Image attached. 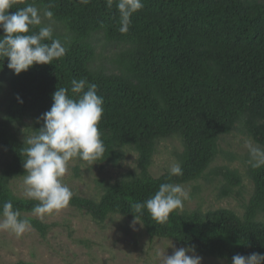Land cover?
<instances>
[{"label":"trees","instance_id":"trees-1","mask_svg":"<svg viewBox=\"0 0 264 264\" xmlns=\"http://www.w3.org/2000/svg\"><path fill=\"white\" fill-rule=\"evenodd\" d=\"M118 2L15 0L9 10L29 3L40 9L51 4L53 19L69 34L53 33L67 52L52 64H36L16 75L8 69V59H0V73H9L12 92L0 119V143L11 157L0 172V212L11 201L26 218L22 214L38 203L17 197L10 188L12 180L27 175L26 139H20L16 128L27 119L33 120L32 133L42 127L39 118L50 110L53 94L59 87L70 89L72 79L96 84L97 94L104 98L98 128L106 150L95 163L119 167L125 147L137 153L138 172L104 184L99 201L73 194L69 205L86 209L98 221L114 214L134 218L132 206L152 196L160 184L201 178L220 152L219 139L239 122L264 146V0H143L144 7L132 14L126 33L119 31ZM98 34L124 47L115 61L119 72L91 67ZM173 136L183 144L178 155L183 175L170 176L167 171L154 177L150 168L157 142ZM247 172L254 190L243 204L242 216L229 208L206 213L175 210L161 224L145 209L139 221L151 241L173 238L185 247L195 246L202 256L229 264L236 254H264V221L259 220L264 213V167L248 165ZM221 173L226 180L221 195L229 196L240 177L229 168ZM29 221L42 236L47 234L50 226Z\"/></svg>","mask_w":264,"mask_h":264},{"label":"rangeland","instance_id":"rangeland-1","mask_svg":"<svg viewBox=\"0 0 264 264\" xmlns=\"http://www.w3.org/2000/svg\"><path fill=\"white\" fill-rule=\"evenodd\" d=\"M48 22L45 20V23ZM52 23L55 34L61 37L69 34L61 23L54 19ZM93 44L95 56L91 67L119 72L115 61L124 47L107 42L102 34L95 37ZM8 77L9 73H0V119L4 116V102L12 95ZM32 125L31 119H27L22 126L17 125L16 131L20 139L25 140L33 134ZM248 138L252 139L246 133L243 123L239 122L230 134L219 139L220 152L204 175L197 180L180 184L189 191L190 199L184 201L183 210L177 211L199 209L206 213L229 208L243 215V204L249 201L254 190V183L247 172L249 156L244 147V141ZM180 140L178 136L158 140L150 168L154 177L179 163L178 155L183 151ZM124 152L119 167L74 159L69 162V171L62 179L75 196L99 201L104 184L114 183L138 172L137 153L128 146L124 148ZM10 159L9 153L0 143V172ZM226 168L235 170L241 183L233 188L231 195L222 196L221 188L226 180L221 170ZM23 180L24 176L15 178L10 182V188L17 197L29 199L25 195ZM22 216L42 221L50 226L49 230L42 236L31 225L20 238L10 231L0 230V264H162L161 257L164 253L171 255L174 248L185 247L173 238L159 237L151 241L142 222L138 220L132 227L134 218L120 214L98 221L86 209L68 205L43 218L32 212H25ZM259 220L264 221V213L259 216ZM197 255L202 257V264H229L224 259Z\"/></svg>","mask_w":264,"mask_h":264},{"label":"clouds","instance_id":"clouds-1","mask_svg":"<svg viewBox=\"0 0 264 264\" xmlns=\"http://www.w3.org/2000/svg\"><path fill=\"white\" fill-rule=\"evenodd\" d=\"M14 2L0 0V29L4 32L0 36V59H8V69L19 75L33 65L52 64V61L63 57L67 48L60 39L53 37L52 5L40 9L35 3H29L10 12ZM88 2L81 0L84 4ZM143 7V0H119L120 32L129 30L132 14ZM45 20L49 22L45 23ZM36 28L38 31H33ZM70 83V89L59 87L55 91L50 110L39 118L43 121L42 127L24 141L27 145L23 161L27 172L23 180L25 195L38 201L32 213L41 218L69 205L73 192L62 179L69 171V162L80 159L94 164L102 159L106 150L98 128L104 112V98L97 94V85L90 84L87 79H72ZM244 147L248 152L249 165L252 168L264 167V146L248 138ZM169 174L183 175L181 165L173 164ZM188 199L189 191L182 185L162 183L152 196L132 206L135 213L132 227L138 223L145 209L156 222L166 223L170 213L183 210L184 201ZM30 228L29 219L22 218L11 201L3 204L0 230L10 231L20 238ZM161 260L162 264H202V257L197 255L195 246L174 248L171 255L164 253ZM231 264H264V254H236L231 258Z\"/></svg>","mask_w":264,"mask_h":264}]
</instances>
